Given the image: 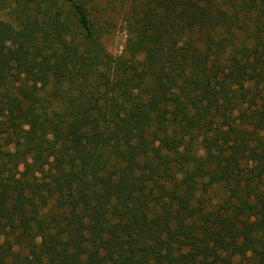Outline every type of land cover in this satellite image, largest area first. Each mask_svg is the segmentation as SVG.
<instances>
[{
	"label": "trees",
	"instance_id": "trees-1",
	"mask_svg": "<svg viewBox=\"0 0 264 264\" xmlns=\"http://www.w3.org/2000/svg\"><path fill=\"white\" fill-rule=\"evenodd\" d=\"M0 0V264H264V0Z\"/></svg>",
	"mask_w": 264,
	"mask_h": 264
},
{
	"label": "rangeland",
	"instance_id": "rangeland-1",
	"mask_svg": "<svg viewBox=\"0 0 264 264\" xmlns=\"http://www.w3.org/2000/svg\"><path fill=\"white\" fill-rule=\"evenodd\" d=\"M91 9L106 30L105 43L114 55H121L127 38L128 16L132 12L129 2L112 3L108 0H91Z\"/></svg>",
	"mask_w": 264,
	"mask_h": 264
}]
</instances>
